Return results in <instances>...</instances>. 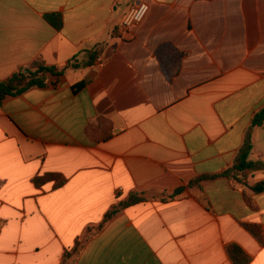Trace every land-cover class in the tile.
<instances>
[{
  "label": "crops",
  "instance_id": "1",
  "mask_svg": "<svg viewBox=\"0 0 264 264\" xmlns=\"http://www.w3.org/2000/svg\"><path fill=\"white\" fill-rule=\"evenodd\" d=\"M37 58L80 67L0 103V264H264V0H0V81Z\"/></svg>",
  "mask_w": 264,
  "mask_h": 264
},
{
  "label": "trees",
  "instance_id": "2",
  "mask_svg": "<svg viewBox=\"0 0 264 264\" xmlns=\"http://www.w3.org/2000/svg\"><path fill=\"white\" fill-rule=\"evenodd\" d=\"M45 20L55 29H60L62 27V18L57 14H50L45 16ZM93 61V56H90V59L84 62L83 66H89ZM67 67L77 68L80 67L79 64H69L65 68L57 69L56 67L47 66L42 58H37L34 60L30 66L23 68L16 73H14L9 78L0 81V103L8 96H19L26 92L32 87H43L47 82L46 75H56L61 76ZM84 86V83H79L73 87L74 91L81 89ZM264 124V109L257 112L253 119V126H260ZM252 149L251 139L249 134L246 136L244 143L240 149V152L235 160L233 167L230 171L226 172L227 175L235 172L239 173L240 177L236 178L238 181L243 182L246 185V179L251 171L257 167V164L248 160V155ZM235 177V176H234ZM42 181V180H39ZM256 192L264 190V182H261L252 187ZM181 190H176L173 194L169 195L168 198H173L178 195ZM144 198L138 196L137 194H132L127 200L114 206L105 216L103 222L115 216L123 208L136 204L143 201ZM101 226V225H100ZM78 245V243H77ZM76 249L72 250L71 253H74ZM70 252L67 253L66 257L71 255Z\"/></svg>",
  "mask_w": 264,
  "mask_h": 264
},
{
  "label": "built area",
  "instance_id": "3",
  "mask_svg": "<svg viewBox=\"0 0 264 264\" xmlns=\"http://www.w3.org/2000/svg\"><path fill=\"white\" fill-rule=\"evenodd\" d=\"M147 11L148 5L144 1L133 5L123 19L120 26V33L127 34L134 25L139 24L144 19Z\"/></svg>",
  "mask_w": 264,
  "mask_h": 264
}]
</instances>
